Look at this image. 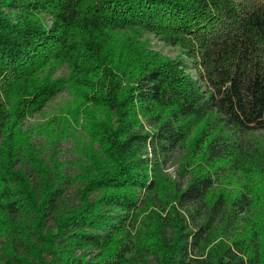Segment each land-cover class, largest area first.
Wrapping results in <instances>:
<instances>
[{
  "label": "trees",
  "instance_id": "1",
  "mask_svg": "<svg viewBox=\"0 0 264 264\" xmlns=\"http://www.w3.org/2000/svg\"><path fill=\"white\" fill-rule=\"evenodd\" d=\"M0 264H264V0H0Z\"/></svg>",
  "mask_w": 264,
  "mask_h": 264
},
{
  "label": "rangeland",
  "instance_id": "2",
  "mask_svg": "<svg viewBox=\"0 0 264 264\" xmlns=\"http://www.w3.org/2000/svg\"><path fill=\"white\" fill-rule=\"evenodd\" d=\"M152 38V45H153V49H155L156 51L163 53L165 56L167 57H171V58H176L180 55V53L173 49V48H169L167 46H165L164 44L160 43L158 40ZM67 72L66 70H61L59 75H65ZM71 97L64 93L61 94L60 96H58L45 110L43 113L34 116L33 118H31L27 123V129L28 128H37L40 125L46 124V122L57 113L58 109L60 107H62L65 103L70 102ZM38 142L39 143H46V139H44L43 137H39L38 138ZM73 147V143L72 141H68L62 144L61 148L64 151V153H69L68 151L71 150V148ZM63 158H66L67 156L64 155L62 156Z\"/></svg>",
  "mask_w": 264,
  "mask_h": 264
}]
</instances>
